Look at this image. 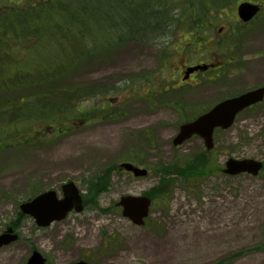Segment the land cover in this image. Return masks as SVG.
<instances>
[{"label": "rangeland", "instance_id": "374dc122", "mask_svg": "<svg viewBox=\"0 0 264 264\" xmlns=\"http://www.w3.org/2000/svg\"><path fill=\"white\" fill-rule=\"evenodd\" d=\"M62 1L71 7L64 13L57 5V17L63 22L50 17L48 25L37 29L54 30L50 22L55 19L73 39V47L61 41L55 45L44 37L42 45L47 48L40 54L32 42L28 44L31 52L36 49L33 59L10 63L0 59V93L8 96L0 101V110L15 111L30 120L16 124L30 131L26 143L18 146L14 138L10 139L14 144L5 149L0 144V232L19 220L21 202L47 189L62 196V185L69 180L81 189L85 208L48 227H39L33 216L26 215L20 220L19 239L0 248V264H26L36 249L47 258L46 264L78 259L98 264L132 259L135 264H147L146 251L127 254L140 235L172 236L176 248L170 251L169 264H264V168L257 175L219 171L230 157L264 162V100L241 112L231 127L217 129L215 146L208 152L199 136L177 147L173 144L183 121L226 97L264 84V20L239 25L236 6L243 0H162L157 11L164 12L171 26L162 29L156 43L118 42L113 32L101 34L96 50L85 52L83 43L78 49L77 36L90 30L83 23V8L72 2L87 3L83 10L89 12L94 9L89 0ZM109 1L100 0L101 14L109 10L120 16L123 7ZM201 2L207 6H200ZM2 3L16 5L9 0ZM72 26H78L75 36ZM219 34L229 35L230 40L215 43L211 36ZM196 36L198 43L192 45L189 38ZM186 47H201L196 53L190 51L191 61H215L218 53H229L233 60L223 69L201 73L194 86L169 91L152 107L139 103L147 89L159 90L167 76L175 78L170 84L176 83L180 77L176 66L185 57L182 48ZM18 92L25 94L13 98ZM104 97L116 100V120L97 114L94 105ZM65 104L89 107L90 123H83L80 110L70 112V105L64 109ZM65 111L70 113L61 121L46 119L63 116ZM16 131H10L14 132L11 137ZM202 158L204 172L190 179L182 175L195 170ZM123 161L148 167L150 172L144 177L131 175L119 170ZM179 169L186 170L176 172ZM155 189H160V197L153 202L145 225L134 224L116 206L124 195Z\"/></svg>", "mask_w": 264, "mask_h": 264}, {"label": "water", "instance_id": "95a60500", "mask_svg": "<svg viewBox=\"0 0 264 264\" xmlns=\"http://www.w3.org/2000/svg\"><path fill=\"white\" fill-rule=\"evenodd\" d=\"M258 10V6L244 2L239 6L240 16L244 20L250 19ZM206 66L198 65L190 68L194 71L198 68ZM264 98V86H260L244 92L240 95L227 98L216 104L209 111L203 113L192 122L181 125L178 134L173 139L174 145L183 143L194 134L202 136L205 140L207 148H212L213 132L218 126L228 128L235 120L238 112L242 111L247 106L261 101ZM128 170H132L137 176L147 174L146 168H140L132 163L124 162L122 164ZM262 167V162L254 159H229L227 168L224 170L227 173L237 174L243 171L258 173ZM65 197L59 199L54 190L44 192L31 201L21 204L24 213L31 214L35 217L38 225L47 226L54 220H60L66 217L69 211L74 207L77 211L83 209V200L79 193V189L74 182H69L64 185ZM123 206V215L129 217L136 224H144V218L149 214L151 199L147 196H123L120 202ZM9 228V232H12ZM17 239V234L4 233L0 235V246L8 244ZM46 259L42 254L35 250L28 260V264H45ZM69 264H96L89 263L84 260L71 262Z\"/></svg>", "mask_w": 264, "mask_h": 264}, {"label": "trees", "instance_id": "16d2710c", "mask_svg": "<svg viewBox=\"0 0 264 264\" xmlns=\"http://www.w3.org/2000/svg\"><path fill=\"white\" fill-rule=\"evenodd\" d=\"M114 1H117L122 7L123 12L120 14V16L111 13V11L106 10L103 15L101 14L100 9V0H89V5H91L94 9V12H89L87 10L88 4L87 3H81L78 1H73V4H78V8L82 7L83 9H80V12H83L85 16V20H83V23L86 22L89 24L90 21H94V18L98 21V18H101L103 21V24H101L100 21H98V26L96 29H92L88 33L86 32L84 36L78 38L79 40L76 41V45H78V49L81 48L80 43H83L84 51H92V49L96 50V43L100 44L101 34L107 35L112 34L114 32L115 38L113 40L115 41H136V42H143V43H156L157 40H159L162 29L166 27H170L168 22V18L166 15H162L164 12L161 10H158V8H161V1L162 0H110V4L113 5ZM59 2V3H57ZM158 2V3H157ZM9 3H14L16 5H6L8 8V11L1 10L0 11V19L5 15L13 11L15 19H25L30 21H41L44 22V24H41L39 26H45L48 25L47 21H50L49 18L53 17L50 13L47 16H44L43 13L48 9L49 6L54 7L55 5H58L61 7V10L64 11V13L70 12L71 7L69 5L64 4V1L62 0H45L40 2H35L32 4V6H23L24 4H19L15 1H10ZM157 3V4H156ZM204 2H201L200 6H204ZM193 6V5H192ZM2 11H5L3 13ZM54 18V17H53ZM156 21V26L153 25V21ZM53 23V20H51L50 24ZM80 23V22H79ZM79 25V24H78ZM68 26V25H67ZM73 27V26H72ZM78 27V26H77ZM89 29V25H88ZM94 31V35L91 33ZM43 35L47 38H50L54 42L58 43V41H61L62 43H68L69 46L73 47V39H69L68 36H64V34H61L55 27L54 30H47L42 31ZM104 46V45H103ZM112 46H110L111 48ZM109 48V49H110ZM108 51V50H107ZM93 52V51H92ZM96 54L91 55L94 57ZM86 61V59L84 60ZM83 61V62H84ZM82 62V64H83ZM67 77V76H66ZM65 78V77H64ZM71 103V102H69ZM66 107L64 109H68L69 105L65 104ZM70 109L72 111H83V105H77L71 106ZM78 111L79 113H81ZM70 112L65 111V115L63 116H57L54 118H49L51 120H57L61 121V117H67ZM61 114L60 110L58 111V114ZM57 115V114H56ZM62 115V114H61ZM114 115L113 112H108V116ZM203 158L201 159V164L197 165L196 169L193 171L181 172L186 169H179L176 172H181L182 175L189 176V179L193 177L196 174H201L205 171V165L203 164ZM193 175V176H192ZM104 183H107L108 179L106 177L103 178ZM103 183V182H102ZM97 185V184H96ZM161 189V188H160ZM160 189H155L149 195L152 197H158L161 193Z\"/></svg>", "mask_w": 264, "mask_h": 264}, {"label": "flooded vegetation", "instance_id": "af4514ba", "mask_svg": "<svg viewBox=\"0 0 264 264\" xmlns=\"http://www.w3.org/2000/svg\"><path fill=\"white\" fill-rule=\"evenodd\" d=\"M256 3L260 4V11L257 13V15L252 20L243 22V21H241L239 19L238 14H237L236 20L238 21V23H240V25H242L244 27H247L248 25H250L252 23V21L256 17L258 19L264 20V0H259ZM12 23L14 25L19 26V27H23L25 25V23L21 22V21H12ZM29 26H33V24H31ZM212 38H213V41H215V43H218L219 42L218 40L222 41V43H224V41H229L230 40V36L229 35H225V36L222 35L221 36L219 34V35L211 36V39ZM6 42L9 43L8 40ZM12 43L13 42H11L10 44H12ZM190 51H194L195 53L197 52L194 48L193 49H190V47L183 48V51H182L183 54L182 55H185V57H181L178 60V64L176 66L177 69H178V74H179L180 78L177 81H175L176 82L175 84L172 85L173 89H178L179 90V89L185 88L187 86L196 85L198 80H199V74L204 73V71L203 72L194 71V72H191V73L187 72L189 67L195 66V65H197L199 63H202V62L197 61L195 58L192 59V61H191V53H190ZM7 54H10V51H7V50L0 51V56H5ZM186 54H188L190 59L188 58V56ZM216 56H217V54H216ZM232 60L233 59H227L225 56L222 57V55H221V57H217V59L215 61H207L206 62V63L212 64V66H210L206 71L223 69V67H226L227 64H230L232 62ZM174 80H175L174 76H172L171 78H169L167 76L166 79H165V82L169 83L170 81H174ZM135 86L138 87L137 84ZM136 87H133V91L135 92V95L138 94V89ZM168 87L169 86L165 83L163 85V88L158 91L159 95H154V93L152 91L149 92V90L147 89L145 95L140 98L141 100L139 101V103L144 104L147 107H150V106L152 107L154 103L160 101L158 99L159 96L166 97L167 93L169 92V88ZM112 101L114 103L116 102V100H112ZM113 102H110L109 104L111 105ZM178 104L180 105V102ZM89 117L90 116L88 114L87 117L84 118V122L83 123L89 124L90 123V119H91ZM8 127H9V122L8 121H6V120L4 122L0 121V128H1L0 139L2 140V143H5L8 139H10V135L14 134V133H11L8 130ZM16 137L18 138L19 143H23L24 144V140H25V138H24L25 137L24 128H19L18 129ZM128 173L131 174L130 172H128Z\"/></svg>", "mask_w": 264, "mask_h": 264}, {"label": "bare ground", "instance_id": "6f19581e", "mask_svg": "<svg viewBox=\"0 0 264 264\" xmlns=\"http://www.w3.org/2000/svg\"><path fill=\"white\" fill-rule=\"evenodd\" d=\"M176 242L172 236H167L164 239H155L140 235L135 239V242L127 251L128 256H136L142 251H146L150 255L147 264H169V259L172 257L170 251L176 248ZM220 243V242H218ZM221 244V243H220ZM119 264H135L132 259H125Z\"/></svg>", "mask_w": 264, "mask_h": 264}]
</instances>
